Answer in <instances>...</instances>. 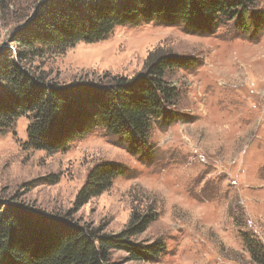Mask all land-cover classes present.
I'll use <instances>...</instances> for the list:
<instances>
[{
	"label": "rangeland",
	"instance_id": "1",
	"mask_svg": "<svg viewBox=\"0 0 264 264\" xmlns=\"http://www.w3.org/2000/svg\"><path fill=\"white\" fill-rule=\"evenodd\" d=\"M42 1L0 0V53H15L16 36ZM256 11L264 18V0ZM189 26L180 18L142 21L93 43L30 50L27 67L58 84L131 78L151 53L175 57L182 66L165 79L177 98L167 108L171 119L154 123L144 153L128 152L129 142L103 127L62 151L33 150L25 145L29 117H17L0 134V200L69 214L107 234L125 229L133 212L155 214L134 240H162L166 254L134 263L113 251L115 263L253 264L243 240L264 248V25L257 34L234 21L215 30ZM109 161L123 165L124 175L76 206L88 172Z\"/></svg>",
	"mask_w": 264,
	"mask_h": 264
},
{
	"label": "trees",
	"instance_id": "2",
	"mask_svg": "<svg viewBox=\"0 0 264 264\" xmlns=\"http://www.w3.org/2000/svg\"><path fill=\"white\" fill-rule=\"evenodd\" d=\"M258 1L43 0L16 36L15 53L8 48L0 53V134L17 117L27 115L25 145L33 150L62 151L90 130L103 127L128 141V152L148 151L154 123L171 119L167 108L177 98L166 73L182 62L154 52L144 72L131 78L58 84L27 67L29 51L55 52L78 42L99 41L116 27L174 18L197 31L199 24L215 30L234 21L244 32L257 34L264 25V18L255 12ZM124 173L125 167L116 162L94 165L76 194L75 205L107 191ZM69 216L0 200V264H120L111 261L113 251L125 253L128 262L150 263L167 252L162 240H134L154 222L155 214L133 212L118 234L89 229ZM243 243L250 262L264 264V248L248 238Z\"/></svg>",
	"mask_w": 264,
	"mask_h": 264
}]
</instances>
